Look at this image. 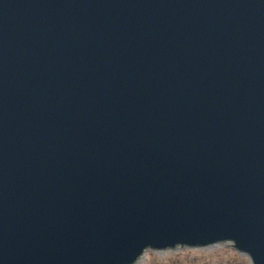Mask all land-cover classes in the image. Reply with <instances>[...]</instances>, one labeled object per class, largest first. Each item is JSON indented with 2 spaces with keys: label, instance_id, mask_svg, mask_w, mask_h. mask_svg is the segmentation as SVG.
I'll list each match as a JSON object with an SVG mask.
<instances>
[{
  "label": "water",
  "instance_id": "obj_1",
  "mask_svg": "<svg viewBox=\"0 0 264 264\" xmlns=\"http://www.w3.org/2000/svg\"><path fill=\"white\" fill-rule=\"evenodd\" d=\"M224 241L264 264V0H0V264Z\"/></svg>",
  "mask_w": 264,
  "mask_h": 264
},
{
  "label": "rangeland",
  "instance_id": "obj_2",
  "mask_svg": "<svg viewBox=\"0 0 264 264\" xmlns=\"http://www.w3.org/2000/svg\"><path fill=\"white\" fill-rule=\"evenodd\" d=\"M239 260L252 264L247 254L224 241L199 247L147 248L133 264H236Z\"/></svg>",
  "mask_w": 264,
  "mask_h": 264
},
{
  "label": "trees",
  "instance_id": "obj_3",
  "mask_svg": "<svg viewBox=\"0 0 264 264\" xmlns=\"http://www.w3.org/2000/svg\"><path fill=\"white\" fill-rule=\"evenodd\" d=\"M237 263H238V264H247L246 262H244V261H242V260H239ZM237 263H236V264H237Z\"/></svg>",
  "mask_w": 264,
  "mask_h": 264
}]
</instances>
